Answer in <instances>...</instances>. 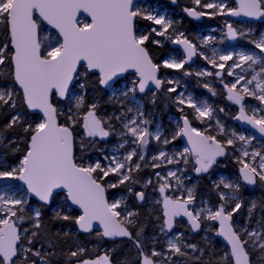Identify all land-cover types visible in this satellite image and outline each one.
Segmentation results:
<instances>
[{
	"label": "snow or ice",
	"instance_id": "snow-or-ice-1",
	"mask_svg": "<svg viewBox=\"0 0 264 264\" xmlns=\"http://www.w3.org/2000/svg\"><path fill=\"white\" fill-rule=\"evenodd\" d=\"M192 2L195 7L183 11L196 20L205 16L264 19V0H237L236 7L228 0ZM81 12L91 18L89 22L77 19ZM138 19L160 27H152L148 33L138 31ZM45 22L56 30L57 37H41ZM177 24L138 0H0V27L7 34V42L0 43V80L11 81L0 83V112H12L0 128V181L22 182L0 185V264H60L61 259L63 264H114L109 252L88 258L83 246L67 251L61 248L73 234L52 231L44 220L45 209L61 196L62 203L52 208V221L70 222L83 233H92L98 223L103 229L98 236L128 238L138 253L137 264H264V199L253 198L245 204L242 195L244 185L264 188V145H253L255 135L226 130L216 114L227 115L224 108L178 92V81L158 75L161 68L183 69L185 76L218 79L226 100L237 107L232 118L264 137V33L255 35L251 27L242 29L226 21L220 41L209 35L198 45ZM238 40H245L254 50L220 51L213 47L210 55L202 50L217 42ZM164 41L180 45L182 54L155 63L148 45L162 47ZM197 56L214 71L186 69ZM129 70L138 79L119 96L113 92L111 102L116 111L98 115L99 101L87 99L90 89L110 88ZM225 77L233 79L225 82ZM165 84L169 86L164 88ZM150 85L163 89L181 114L170 130L156 123L143 99L137 98L151 93L148 102L155 105L156 94ZM202 87L217 95L210 82H203ZM77 88L79 93H75ZM57 99L67 102L66 111L57 106ZM246 99L258 103L247 104ZM18 100L28 114L16 110ZM186 109L207 126L203 130L193 127ZM36 112L42 114L39 122L30 120V114ZM77 126L83 129L79 139ZM112 136L118 143L112 153L103 156L104 162H83L80 153ZM181 137L189 147L169 151L168 146ZM22 144L25 147L21 148ZM149 145H154V154H150ZM121 150H125L123 154ZM18 152L22 155L14 166L3 154ZM229 155L240 165L239 177L230 180L222 176L213 181L218 204L209 206L201 201L196 207V186L185 185V179H190L184 175L190 158L192 170L200 176L208 174L218 158ZM169 165L176 167L154 172V190L161 197L155 203L162 207L161 215L155 217L158 232L165 237L172 233L164 247L157 249L159 239L146 236L147 225L140 223L139 211L129 210L124 197L109 201L107 192L123 186L144 204V189L154 182L150 178L141 184L136 174L147 167L155 170ZM110 176L116 179L110 181ZM137 184L142 190L134 191ZM175 192L180 195H173ZM73 207L80 214L73 215ZM241 208L247 213L243 226L233 221ZM180 217L187 219L191 232L200 231L205 222H218L216 235L227 241L230 252L205 261V248L187 242L183 232L173 233ZM26 222L30 227L22 229ZM253 223L255 226L250 227ZM204 239L207 243V237ZM118 264L129 262L121 260Z\"/></svg>",
	"mask_w": 264,
	"mask_h": 264
},
{
	"label": "trees",
	"instance_id": "trees-1",
	"mask_svg": "<svg viewBox=\"0 0 264 264\" xmlns=\"http://www.w3.org/2000/svg\"><path fill=\"white\" fill-rule=\"evenodd\" d=\"M152 3L154 2H160L162 4H168L169 7L171 8L174 4L179 3L180 8L179 10L182 11V22L180 24H178V27L181 31H184L185 34L188 36V38H193V34L195 32H199L201 29V25L199 24V22H197L194 18L192 19L191 17L185 15L183 13V9L184 8H191L194 7L193 6V2L192 0H176V3H173L172 0H150ZM154 27V25L152 24V22H149L147 20H142V19H138L137 20V28L138 31H141L143 29H145L147 32H150L151 28ZM45 27L43 26V24L41 25V32L40 35L41 37H44V32H45ZM3 32L1 39H0V43L2 42H7V34L6 31H1ZM149 52L150 54H152L153 60L155 63H159L160 59H163L164 56L168 55V53L171 51V44L169 43L168 45H166V47H158L156 45L153 44H149ZM154 48V49H151ZM9 51H11V49H9ZM153 51V52H152ZM155 52V53H154ZM155 55L158 56V59H155ZM161 70L163 71L164 68H161ZM183 71L184 70H178V71H172V70H168L167 73L169 75H171V73L175 74V75H179L181 76L184 80H186L188 83H190V85L195 86L196 90L199 92L198 90V85L196 83V77L192 76V77H186L183 75ZM132 75L128 76V78H131ZM7 83H11L10 78L7 79ZM119 84V83H118ZM165 88H167V86L165 85ZM21 93V92H20ZM107 92L104 91L100 86H97L94 90L90 89L89 91V96H88V100L91 101L92 99H96L99 101L100 107L98 110V114L102 113V111H104L106 109V111L110 110V112H112V109L109 106V102L106 101L105 99V94ZM221 97L225 98V94L221 93ZM162 102V110H166L167 114L170 111H173L172 108V102L165 98V100H160L159 103ZM57 106L63 110L66 111V107H67V103H61L58 101V99L56 100ZM223 103L228 104L227 100L224 99ZM230 106L231 109L234 110L233 106L228 104ZM17 111H20L22 113L28 114V111L25 107V105L23 104L22 100H18L17 102ZM12 112L11 111H5V112H0V128H2L8 121V119L10 118ZM41 117L40 116H35V115H31L30 114V120L33 122H39V119ZM61 122H63V117H60ZM77 138L79 139V136L83 134V129L79 128V126H77ZM25 147V145H21V148ZM99 147H101L100 142H98L94 147L90 148L88 151L84 152V153H80V156L82 157L83 162L86 164V162L93 158L94 156H96L98 154V150ZM10 164H12L13 166L18 162V160L20 159L22 153L18 152L15 155H11L8 153H3ZM235 163V162H234ZM230 165V169L229 170H225L226 172L229 173H239L238 168H235L237 165L235 163V165H232V163L229 164ZM138 179L140 180L141 178L144 179H148L150 176L153 177L154 175V171L149 170V173L146 171H142V173H137L136 174ZM258 190H256V192H253L251 190H249L247 187L243 186V190L245 192H247V194H249V199L248 201L252 198H257V200H262L264 199V188H261L259 185L257 186ZM196 193L198 195V197L200 198V195L207 197L210 202L212 204H218V197L216 195V192L213 190V187L211 186V183L206 182V181H200L198 183V185L196 186ZM63 200V197H59L56 200V203L51 206V208L49 209H45V215H44V220L47 223L48 227L50 230L52 231H56V230H60L61 232L63 231H69L71 232L72 238L69 239L67 241V243L61 244V248L64 251H67L69 249V247H76L77 245L79 246H83L84 248H86L88 251L86 253V256L88 258H96L100 255L105 254V252H109L113 258L114 264H118L119 261L121 260H127L129 262V264H137V251L134 247V245L132 244L131 241L126 240V241H121L118 243H109L108 241H106L103 237H100L97 235V233L99 232H94L90 235H84L79 233L77 226L75 224H72L70 222H62V221H52L51 217L53 215L52 212V208H55L57 205H59ZM248 203V202H247ZM246 203V204H247ZM139 209V213H140V223L142 224H146V228H145V234L148 237H152L153 233H157L158 232V228L157 225L159 224V221H157L155 219V217L160 216L161 215V206L160 208H158L157 210L154 211H145L141 208ZM246 215V211L244 208H242V210H240V212H238L236 215L237 216H242L243 213ZM73 215H78L79 213L76 211H72ZM244 215V216H245ZM22 229L23 228H27L30 227V222H26L25 224L20 226ZM217 228V226H216ZM215 234V241L214 242H207L202 240V236H200V244L202 248H205V261H207L208 259H212V258H218L220 256H222L225 252H229V249L223 245L220 240L218 239L217 235H216V231L214 232ZM159 243L156 245L157 249L163 248L165 245V242L159 237ZM152 245L149 244L148 247L150 248ZM114 249V251H113ZM209 252L211 253V255H209ZM60 264H63V259H61ZM234 264V263H233Z\"/></svg>",
	"mask_w": 264,
	"mask_h": 264
},
{
	"label": "rangeland",
	"instance_id": "rangeland-1",
	"mask_svg": "<svg viewBox=\"0 0 264 264\" xmlns=\"http://www.w3.org/2000/svg\"><path fill=\"white\" fill-rule=\"evenodd\" d=\"M202 3H203V0H202ZM228 3H229V5L231 7L238 6L235 3L234 0H228ZM141 5L142 6H146L150 11H156L159 14L165 15L166 18H170L173 21H177L178 24H180L182 22L183 16H182V11L179 10V8H180L179 3L174 4L170 8L168 4H162L160 2H154V3H152L150 0H147V1L143 2V3H141ZM193 6L195 7L194 4H193ZM198 10H203V9H198ZM183 13L185 15H187L184 11H183ZM84 21L85 22H88L86 20H84ZM196 21L199 22V24L201 25V29H200L199 32H195L193 34V38L192 39L191 38H189V39L192 40L194 43H197L198 45L200 44V41L204 37L209 36V35L215 37L217 39V41H220L223 38V33L225 31L224 25H225V22L226 21L227 22H231V23H233V25L235 27L242 28V29H247V28L251 27L253 29L255 35H259L260 33H264V23L263 24H254V23H247V22H237V21H234V20H232V19H230L229 17H226V16H215V17L205 16V17L200 18V20H196ZM178 24H177V27H178ZM154 27L159 28L160 26L159 25H154ZM1 31H4V29L2 27H0V39H1V36L3 34V32H1ZM141 31H143L145 33H148L145 29H143ZM44 35L45 36L46 35H51L53 37H57V34L55 32H53V31L49 30V29H45ZM156 38L163 40L162 37H156ZM169 43L172 45L171 42L164 41V44H163L162 47H164L166 44L168 45ZM159 47H161V46H159ZM213 47L219 49L220 51H232V50H242V49L243 50H254L253 49V46L250 45V44H248L245 40H238L237 43H234V44H232L230 41H226L224 43L217 42V43H215L213 45L207 46L206 48H202V50L205 51L207 54L210 55L211 54V49ZM256 51H258V50H256ZM181 54H182L181 53V50H177V49L171 50L168 53V55L164 58V60L170 58V56H177V58H180V55ZM229 63H231V62H229ZM0 67H2V66H0ZM185 68L186 69H190L193 72L200 71V70H204V69H207L209 71H214V69H212L211 65L207 64V62L204 61L200 57L198 58V62H197V64L195 66H193V67H187V65H185ZM164 70H166V71H168V70L178 71V70H174V69H165V68H164ZM181 70H183V69H181ZM193 76H195V75H193ZM186 77H192V76H186ZM162 78L163 79H174V80L178 81V83H179L178 92L179 91H184L186 94H191L194 97H196L197 99H207L209 101V103H211L217 109L218 108H221V107L224 108L225 109V112L228 113L227 115H225V113H220V112H217L216 114L219 116V118L221 119V121L225 125L226 130H228V131L235 130V131H237L239 133H244L246 135H255L251 131L239 127L236 124L235 120L232 118V116L235 115L237 111H236L235 108L233 110V109L230 108V106L228 104L223 103V100L226 99V98L221 97V93L224 91V89H223V85L219 82L218 79H216L214 77H203V78L196 77V79H197L196 80V83L198 85V90H199V92H198L195 89L196 88L195 86L190 85L186 80H184L179 75H175L173 73H171V75H169V74L165 73L164 75H162ZM136 79H138L137 76H132L131 78L126 77L119 84H117L115 86V88L111 92L108 93L109 94V97L108 98L112 101L113 92L114 91H115V94L117 96H119V94H120L121 91H126L128 88H131L132 87V84H133V81H135ZM224 79H225V82H229L233 78L232 77H225ZM205 81L210 82L212 84V87L216 89V91H217V95L216 96H212L211 93H209L207 91V89H205V88L202 87V84ZM0 83L8 84L7 83V80H0ZM165 85L167 87L169 86L167 84H165ZM165 85H164V87H165ZM14 87H15V89H16L17 92H20L19 89L16 87V85H14ZM75 93H79V89L78 88L75 90ZM155 94H156V92H155ZM172 95L174 96L175 93H173ZM137 98L139 99V97H137ZM227 102L229 104H231L229 101H227ZM246 103L247 104H257L258 102L255 101V100H253V99H246ZM112 106H115V105L113 104ZM171 106L173 108V111H177L176 106L173 103H172ZM67 107H68V104H67ZM67 107H66V110H67ZM110 108L113 109L112 112L107 111V112H103V114L110 115V114H112L113 112L116 111L114 108H112V107H110ZM190 110L191 109H186L187 113H189ZM150 113H151V116H152V118L154 119V121L156 123H162V121L160 119H157V118L153 117L154 116V113H155L154 111L151 110ZM177 114L180 115V113L178 111H177ZM179 115L178 116H175V115L169 116L168 121H169V124H170V128L174 127L173 122L175 120H178L179 119ZM195 121L199 124V128H197V129L203 130L207 126L206 124L200 123L198 120H195ZM163 126L165 127V125H163ZM117 127H119L118 124H117ZM154 127H155V123L153 124V128ZM165 129H167V128H165ZM211 132H212V134L215 133V125L214 124H212ZM255 136H256V140L253 141V145L255 147H257V148H259L262 145H264V141L261 140L259 138V136H257V135H255ZM218 139H223V137H218ZM113 143H114L113 146L111 148H107V150H106V151L109 152V154L114 151V148H115L116 144L118 143V139L115 136H114ZM151 146H154V145H151ZM186 147H189V146L184 143L183 146L180 147L179 149H177L176 147H173V145H172L171 149L168 148V150L169 151H173V150H175V151H181V150H183ZM150 150H151L150 151V154H154L155 153V151L152 150L151 148H150ZM229 151L231 152V150H229ZM237 155H238V153H237ZM228 158H230L232 165H235V163L237 164V165H235L236 166L235 168H238V170H239L240 165L236 162V160L234 159V157L232 155H229ZM97 159H99L98 156H94L93 158H91L90 160H88L86 162V164L87 163H92V162H94ZM102 162H104V161H102ZM174 167H176V166L169 165V166H167V168L155 169V170L152 169L151 167H147V168H149L150 170H152L154 172H157V170H159V172H162L163 173V172H166L169 168H174ZM192 167H193V162H192V160L190 158L189 164L187 165V171L184 173V175L186 177H190V179H185V185L186 186H188L189 185L188 183L191 182L190 186H188V187H191L193 185H195V186L198 185V182H197V179L198 178L196 177V173L194 171H191ZM222 176L223 177H226L227 179H230V180H236L239 177V173L238 174L237 173H230L228 176L223 174ZM222 176H218L217 177V181ZM153 177H154V175H153ZM16 183H17V185H21L19 181H0V185H4V184L16 185ZM154 192H158V191H154ZM121 197H124L126 199L125 195H123V194L121 195ZM197 198H199V197L196 194V205H195L196 207L201 206V201L207 202V204L209 206H215L214 204H212L210 202V200L207 197H204V196L200 195V198L199 199H197ZM158 199H160V197L156 196L155 197V200H158ZM238 219H239V217H238ZM240 221L241 220H237L236 221L237 222V225L243 226V225H245L247 223V220H245V222H242V221L240 222ZM207 224H208L207 225V228L205 229L204 234H203V239L205 237H207L208 242H214L215 241V238H216L214 232L216 230H218L217 222H215V221H208ZM216 226H217V228H216ZM254 226H255L254 223L252 225H250V227H254ZM209 229H211V230H209ZM217 237L219 238V236H217ZM168 238H171V236L163 237L162 240L165 242Z\"/></svg>",
	"mask_w": 264,
	"mask_h": 264
},
{
	"label": "flooded vegetation",
	"instance_id": "flooded-vegetation-1",
	"mask_svg": "<svg viewBox=\"0 0 264 264\" xmlns=\"http://www.w3.org/2000/svg\"><path fill=\"white\" fill-rule=\"evenodd\" d=\"M237 43V42H236ZM167 45V44H166ZM166 45L164 46V47H166ZM159 47V46H158ZM162 48V47H161ZM171 48H172V46H171ZM151 49H154V48H151ZM171 50H174V49H171ZM153 52V51H152ZM155 53V52H154ZM152 55V54H151ZM167 56V55H166ZM166 56H164V58L166 57ZM158 59V56H156L155 55V59ZM164 58L163 59H160L159 60V63H161L163 60H164ZM154 61V60H153ZM198 62V61H197ZM197 64V63H196ZM161 70V69H160ZM161 72H162V75H164L165 73H167V71L166 70H161ZM168 74V73H167ZM223 93L225 94V92L223 91ZM170 95H172V94H170ZM151 96V93H148V95H141V94H139V99L140 98H142L143 99V102H144V104H145V109H146V111H148V112H150L151 110L152 111H154L155 113H154V116L153 117H155V118H157V119H160L161 121H162V123H163V125H165V128H167L168 130H170L171 128H170V124H169V121H168V118H169V116H171V115H175V116H178V114H176L177 113V111H170L168 114H167V111L166 110H162L161 108H162V105H163V103L162 102H160L159 103V101L160 100H165V95L163 94V92L162 93H157L156 92V104L155 105H153V104H151V103H149L148 102V100H149V97ZM105 99H106V101H108L109 102V106L110 107H112V108H114L115 110H116V106H112L114 103H112L111 102V100L108 98L109 97V94L108 93H106L105 94ZM229 104V103H228ZM230 105H232V104H230ZM233 106V105H232ZM233 108H235L234 106H233ZM108 111V110H107ZM106 111V109L104 110V111H102V113H99L98 115H106V114H103V112H107ZM112 111H113V109H112ZM237 111V110H236ZM109 112H110V110H109ZM181 115V114H180ZM180 115H179V117H180ZM188 116H189V120L191 121V123H192V126L193 127H196V128H199V124L193 119V116H192V110L188 113ZM221 116V115H220ZM222 117V116H221ZM178 118V117H177ZM226 119V118H225ZM235 122H236V120H235ZM237 124V123H236ZM113 141H114V136H112V137H109L108 139H107V141H99L100 142V144H101V147H99V150H98V154L96 155V156H98V158L101 160V162L103 161V156L104 155H108L109 154V152L108 151H106L107 150V148H111L112 146H113ZM183 144H184V141H183V137H181V138H179L178 140H176L175 142H174V145H173V147H176L177 149H179L180 147H182L183 146ZM152 150H154L155 151V147L154 146H149ZM171 147H172V145H169L168 146V148H170L171 149ZM125 151V150H124ZM123 150H121V154H123V152H124ZM90 160V159H89ZM231 163V160H230V158H228V156L226 157V158H224V159H219L218 158V162H217V165H215L214 167H213V169H211L210 170V172L208 173V174H206L205 176H203L202 178H198V175L196 174V177L198 178L197 179V182L199 183L200 181H206V182H209V183H211V186L213 187V181H217V177L218 176H222L223 174L224 175H229L230 173L229 172H226L225 170H229L230 169V164ZM192 169H193V167H192ZM191 169V171H193ZM149 168H144L142 171H146V172H148L149 173ZM142 171H141V173H142ZM157 172H159V170H157ZM229 173V174H228ZM153 179V185L152 186H149L147 189H144L145 190V192H146V197H147V199H146V202L144 203V204H141V203H139V202H137L136 201V199L134 198V196L133 195H130L128 192H127V189L125 188V187H119V188H116V189H109L108 190V192H107V196H108V199H109V201H112V200H114V199H118V198H120L121 197V195L123 194V195H125V197H126V200H127V203H128V206H129V210H133V209H135V210H138L139 211V209L138 208H141V209H143V210H145V211H148V210H150V211H154V210H157L158 208H160V206L161 205H158V204H156L155 203V197L156 196H158V197H160V194H159V192H154L155 190H154V187H155V177H149L148 179ZM116 179V177L115 176H110L109 178H108V180H110V181H114ZM145 180H147V179H144V178H141L140 179V181H141V184L145 181ZM141 184H137V185H135V188H134V191H140V190H142V188H141ZM16 185H17V183H16ZM244 187H246L245 185H244ZM256 190H258V188L257 189H255V190H251V191H253V192H256ZM196 191H197V189H196ZM173 195H180V193L179 192H175V193H172ZM197 194V193H196ZM242 195H243V198H244V201H245V204L248 202V199L250 198L249 197V194H247V192H245L244 190H243V188H242ZM161 198V197H160ZM197 199H199V198H197ZM256 200H257V198H256ZM214 205H217V204H215L214 203ZM241 210H242V208H241ZM161 212H162V207H161V210H160ZM243 213V212H242ZM245 214L243 213V215L242 216H237V215H234V217H233V221L237 224V220H241L242 222H245V220H246V216H247V214L244 216ZM238 217H239V219H238ZM240 221V222H241ZM207 222H205V223H203L202 224V227H201V234L200 235H197V234H195V233H193V232H191L190 230H189V226H188V224H187V222L185 221V220H177V226L174 228V233H180V232H183L184 233V236L187 238V242H189V243H195V244H197L199 247H201V244H200V236H202L203 237V234H204V231H205V229L207 228ZM152 236H156V237H160L161 239H163V237H165L164 235H162V234H160L159 232H157L156 234L155 233H153V235ZM168 236H172V234L171 233H169L168 234ZM202 240H204L203 238H202ZM126 241V240H125ZM130 241V240H129ZM205 241V240H204Z\"/></svg>",
	"mask_w": 264,
	"mask_h": 264
},
{
	"label": "water",
	"instance_id": "water-1",
	"mask_svg": "<svg viewBox=\"0 0 264 264\" xmlns=\"http://www.w3.org/2000/svg\"><path fill=\"white\" fill-rule=\"evenodd\" d=\"M145 1H147V0H138V3L141 4V3L145 2ZM234 1H235V3L238 5L237 0H234ZM229 18L232 19V20H234V21H237V22H247V23H255V24H262V23H264V19H261V20H252V19H250V18H246V17H229ZM77 19H78V20L87 19V20L90 21L91 18L87 15V13L81 12V13L78 15ZM199 20H200V19H199ZM43 25H44L45 28H47V29H49V30H51V31H53V32H55V33L57 34L56 30L53 29L50 25H47L46 22H45ZM57 35H58V34H57ZM230 42H231L232 44H234V43H236L237 41H230ZM172 49L181 50V46H180V45H174V44H173V45H172ZM197 61H198V56H197V57H194V58H193V61H192V63H191V65H187V66H188V67H193V66L196 65ZM131 74L136 75L135 72H134L133 70H129V72L124 73V74H122L121 76L117 77V81L113 83L112 87L107 88V89H105V88H103V87H101V88H102L104 91H106V92H111V91L114 89V87L116 86V84H117L119 81L124 80L128 75H131ZM158 75H159L160 78H161V71L159 72ZM16 87L19 89V86H18V85H16ZM149 87H150V89L152 90V92H158V93H162V92H163V89H161V90H156L154 85H150ZM19 90H20V92H21V94H22V90H21V89H19ZM141 95H144V94H141ZM58 101L61 102V103L66 102V101L59 100V99H58ZM233 106H234L235 109L237 110V107H236L235 105H233ZM25 107H26V106H25ZM27 111H28V110H27ZM31 115L40 116V117L42 118V114L39 113V112L31 113ZM236 123H237V125H238L239 127L251 131V132L254 133L255 135L259 136V138H260L261 140L264 141V137H261L260 134H259L258 132H255V130L251 129L250 126H248V125H246V124H244V123H242V122H239V121H236ZM183 141H184V143H185L186 145H188L186 138L183 137ZM188 146H189V145H188ZM224 158H226V157H221V158H219V159H224ZM205 175H206V174H201L200 176H198V178H202V177L205 176ZM19 182H20V181H19ZM20 183L22 184V182H20ZM245 186H246L247 188L251 189V190H255V189L257 188V186H248V185H245ZM73 210L76 211V212H78V213L80 214V210H79V209L73 207ZM177 220H185V221L187 222V219L184 218V217H180V218H178ZM217 224H218V222H217ZM218 226H219V225H218ZM77 229H78V228H77ZM102 230H103L102 227L97 223V224L94 225V229H93V232H92V233H94V232H102ZM80 233H81V234H84V235H90V234H92V233H83V232H80ZM173 233H174V229H173ZM194 233L197 234V235H200V234H201V230L198 231V232H194ZM171 234H172V233H171ZM103 238H104L106 241H108L109 243H118V242H121V241L128 240V238H120V237H117V238H115V239H110V238H106V237H103ZM219 240H220V242H221L222 244H224V245H225L226 247H228V249L230 250V246L227 244V241H226L223 237L219 236ZM233 263H234V262H233Z\"/></svg>",
	"mask_w": 264,
	"mask_h": 264
},
{
	"label": "bare ground",
	"instance_id": "bare-ground-1",
	"mask_svg": "<svg viewBox=\"0 0 264 264\" xmlns=\"http://www.w3.org/2000/svg\"><path fill=\"white\" fill-rule=\"evenodd\" d=\"M181 16V15H180ZM206 25V24H205ZM199 58V57H198ZM173 71V70H172ZM190 84V83H189ZM223 93V92H222ZM191 111V110H190ZM177 114V113H176ZM179 115V114H178ZM80 233V232H79ZM202 233V232H201Z\"/></svg>",
	"mask_w": 264,
	"mask_h": 264
}]
</instances>
